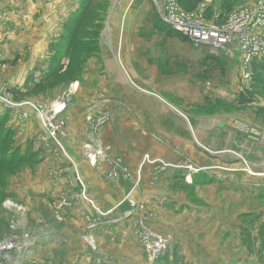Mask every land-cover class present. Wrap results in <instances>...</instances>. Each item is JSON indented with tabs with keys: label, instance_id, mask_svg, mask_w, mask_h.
Returning a JSON list of instances; mask_svg holds the SVG:
<instances>
[{
	"label": "rangeland",
	"instance_id": "rangeland-1",
	"mask_svg": "<svg viewBox=\"0 0 264 264\" xmlns=\"http://www.w3.org/2000/svg\"><path fill=\"white\" fill-rule=\"evenodd\" d=\"M0 229L13 264H264V0H0Z\"/></svg>",
	"mask_w": 264,
	"mask_h": 264
},
{
	"label": "built area",
	"instance_id": "built-area-1",
	"mask_svg": "<svg viewBox=\"0 0 264 264\" xmlns=\"http://www.w3.org/2000/svg\"><path fill=\"white\" fill-rule=\"evenodd\" d=\"M166 11V17H164L165 22L172 26L174 30L190 37L192 41H195L198 44H204L212 39L214 34L209 33V30L206 31L204 29V22L201 17L181 13L171 4L167 6ZM61 109L62 106H58L56 111ZM96 157L97 155H95L91 161L94 162ZM23 237L10 236L9 238L0 239V264H5V261L1 259V256L4 254L21 255V252L26 246L25 239L27 236ZM165 248V242L157 236L154 237L151 242L150 259H155Z\"/></svg>",
	"mask_w": 264,
	"mask_h": 264
},
{
	"label": "crops",
	"instance_id": "crops-1",
	"mask_svg": "<svg viewBox=\"0 0 264 264\" xmlns=\"http://www.w3.org/2000/svg\"><path fill=\"white\" fill-rule=\"evenodd\" d=\"M171 117L173 118V114H171ZM171 117H168V118H171ZM159 148V147H158ZM128 165H127V167L130 169V171H132V168H133V166L131 165V164H129V163H127ZM120 184H122V186L120 187L121 188V191L123 190V188L122 187H126V182L125 181H123V180H119L118 181ZM143 183H146V185L148 184L147 183V181H145V180H143ZM94 187H96V190H95V194H96V197L97 198H100V197H102V189L97 185V184H94ZM120 188H119V190H120ZM104 190V189H103ZM160 193H162V192H160ZM111 195V194H110ZM160 195V194H159ZM148 198L149 199H151V200H153V199H157V197H156V195H154V194H151L150 193V195H148ZM148 200V199H147ZM115 208H117V207H115ZM127 212V211H126ZM46 224V223H45ZM39 227L41 228V226L39 225ZM117 230V229H116ZM48 233V232H47ZM112 233H113V231H112ZM128 233V232H127ZM64 236H66L67 238L70 236V235H68V234H63ZM132 235V233H129V234H126V235H124L123 237H125V238H127L128 239V237H130ZM115 239V238H114ZM128 241V240H127ZM14 256H19V255H16V254H14V255H11V258L10 259H14ZM20 257H22V260H23V256L22 255H20ZM7 258H8V256H7ZM7 258L6 259H4V261H5V264H13L10 260H7Z\"/></svg>",
	"mask_w": 264,
	"mask_h": 264
},
{
	"label": "trees",
	"instance_id": "trees-1",
	"mask_svg": "<svg viewBox=\"0 0 264 264\" xmlns=\"http://www.w3.org/2000/svg\"><path fill=\"white\" fill-rule=\"evenodd\" d=\"M168 26V25H167ZM172 29V28H171ZM171 32H173V33H175L176 35H179V33L178 32H175L174 30H171ZM184 37V36H183ZM10 234V233H9ZM9 234H8V232H5L4 230H1L0 229V239L1 238H3V237H7V236H9ZM11 255H13V254H4V255H2L1 256V259L4 261V259H6L7 258V256H8V258H11ZM164 255H162L160 258H162Z\"/></svg>",
	"mask_w": 264,
	"mask_h": 264
},
{
	"label": "bare ground",
	"instance_id": "bare-ground-1",
	"mask_svg": "<svg viewBox=\"0 0 264 264\" xmlns=\"http://www.w3.org/2000/svg\"><path fill=\"white\" fill-rule=\"evenodd\" d=\"M223 43H224V42H223ZM60 105H62V104L60 103ZM103 118H104V117H103ZM194 132H195V131H194ZM194 132H193V133H194ZM170 161H171V160H170ZM170 161H169V162H170ZM29 178H30V177H29Z\"/></svg>",
	"mask_w": 264,
	"mask_h": 264
}]
</instances>
